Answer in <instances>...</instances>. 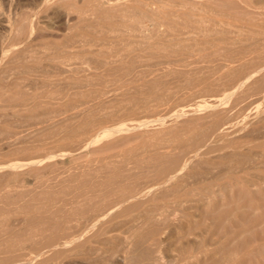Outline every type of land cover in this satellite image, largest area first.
<instances>
[{"label":"rangeland","instance_id":"obj_1","mask_svg":"<svg viewBox=\"0 0 264 264\" xmlns=\"http://www.w3.org/2000/svg\"><path fill=\"white\" fill-rule=\"evenodd\" d=\"M259 26L264 0H0V264H264Z\"/></svg>","mask_w":264,"mask_h":264},{"label":"bare ground","instance_id":"obj_2","mask_svg":"<svg viewBox=\"0 0 264 264\" xmlns=\"http://www.w3.org/2000/svg\"><path fill=\"white\" fill-rule=\"evenodd\" d=\"M151 6H152V5H151ZM143 15H144V14H143ZM140 16H141V18H142V14H141V12H140V14H139V17H140ZM144 16H145V15H144ZM214 16L216 17V15H213V17H214ZM215 17H214V18H215ZM137 18H138V17H137ZM137 20H138V19H137ZM157 25H158V24H157ZM132 26H133V25H132ZM144 27H145V26H144ZM230 27H231V26H230ZM131 28L133 29V27H131ZM134 29H136V28H134ZM134 29H133V30H134ZM247 29H248V28H247ZM257 29H258L259 32L264 33V26H259ZM147 30H148V29H147ZM226 30H227V29H226ZM229 30H230V29H229ZM252 30H253V29H252ZM236 31H237V30H236ZM245 31H246V30H245ZM255 31H256V30H255ZM226 32H227V31H226ZM228 33H229V32H228ZM242 33H243V31H242ZM236 34H237V32H236ZM250 34H251V33H250ZM254 34H256V33H254ZM257 34H258V33H257ZM133 35H134V34H133ZM112 36L115 37V36H118V35L115 34V36H114V34H113ZM130 36H131V35H130ZM241 36H242V35H241ZM219 37H220V36H219ZM221 37H222V36H221ZM243 37H244V35H243ZM251 37H253V36H251ZM125 38H126V37H125ZM254 38H256V37H254ZM254 38H252V39H254ZM261 38H262V37H261ZM134 39H135V38H134ZM258 39H259V38H258ZM241 40H242V39H241ZM245 40H246V39H245ZM114 41H115V40H114ZM247 41H249V40H247ZM118 42H119V41H118ZM245 43H246V42H245ZM247 43H249V42H247ZM250 43H251V44L248 45V46H240V49L237 50V52H238V51H240V52H243V51H248V52H249V51H250V52H253L252 55H254L255 57H256V56L258 57V56H259L258 54H259V53L261 54L260 51H262V52L264 51V39H263L261 42H260V40H259V42H258L256 39H254V40H252ZM232 44H233V43H232ZM228 45H229V43H228ZM233 45H234V44H233ZM243 45H244V44H243ZM240 52H239V53H240ZM250 52H249V53H250ZM235 53H236V52H235ZM233 54H234V53H233ZM242 54H244V53H242ZM226 55H227V54H226ZM247 55H248V54H247ZM231 56H232V55H231ZM233 56H234V55H233ZM239 56H240V55H239ZM242 56H243V55H242ZM250 56H251V55H250ZM255 57H254V58H255ZM257 57H256V58H257ZM259 57H260V56H259ZM180 58H181V57H180ZM231 58H232V57H231ZM246 58H247V56H246ZM263 58H264V56H263ZM236 59H237V58H236ZM236 59H234V60H236ZM250 59H251V58H250ZM215 60H216V59H215ZM217 60H218V59H217ZM230 60H231V59H230ZM244 60H245V59H244ZM248 60H249V59H248ZM257 60H258V59H257ZM178 61H179V60H178ZM104 62H105V61H104ZM175 62H176V61H175ZM181 62H182V61H181ZM181 62H180V63H181ZM214 62H215V61H214ZM233 62H235V61H233ZM239 62H240V60H239ZM239 62H237V63H239ZM241 62H242V60H241ZM246 62H247V61H246ZM250 62H251V61H250ZM128 63H129V62H128ZM182 63H183V62H182ZM251 63H252V62H251ZM255 63H257V62H254V64H255ZM258 63H259V62H258ZM101 64H102V63H101ZM216 65H218V64L216 63ZM219 65H220V64H219ZM223 65H224V64H223ZM235 65H236V64H235ZM249 65H251V64H249ZM97 66H98V65H97ZM178 66H179V65H178ZM212 66H213V65H212ZM226 66H227V65H226ZM228 66H229V65H228ZM238 66H239V64H238ZM241 66H242V68H243V65H241ZM263 66H264V65H263L262 63H259V64L257 65L256 69H254V71H255V72H258V70L262 69ZM139 67H140V66H139ZM218 67H220V66H218ZM224 67H225V65H224ZM229 67H231V65H230ZM229 67H228L226 70L224 69V70H225V71H224V75H225V76H228V77H231V76L233 77V75H234V79H235L236 73L239 71V69H235V68L233 69V66H232L231 68H229ZM251 67H253V66L251 65ZM102 68H103V67H102ZM127 68H128V67H127ZM184 68H185V67H184ZM221 68H223V67H221ZM236 68H239V67H236ZM254 68H255V67H254ZM124 69H125V68H124ZM204 69H205V68H204ZM250 69H251V68H250ZM109 70H110V69H109ZM114 70H115V67H114ZM126 70H127V69H126ZM141 70H142V69H141ZM154 70H155V69H154ZM159 70H160V69H159ZM197 70H198V69H197ZM219 70H220V68H219ZM219 70H218V71H219ZM240 70H243V69H240ZM246 70H247V68H246ZM256 70H257V71H256ZM131 71H132V70H131ZM145 71H146V70H145ZM157 71H158V69H157ZM177 71H178V70H177ZM177 71H176V72H177ZM207 71H208V70H207ZM262 71H263V72L261 73V75H260L259 77H257V79L254 80L256 83H264V69H263ZM104 72H105V71H104ZM113 72H114V71H113ZM115 72H116V71H115ZM129 72H130V71H129ZM154 72H155V71H154ZM161 72H162V71H161ZM180 72H181V71H180ZM187 72H190V71H187ZM216 72H217V69H216L215 73H216ZM222 72H223V71H222ZM222 72H221V73H222ZM248 72H249V71H248ZM255 72H253V73H255ZM259 72H260V71H259ZM259 72H258V73H259ZM111 73H112V72H111ZM111 73L109 72V75H111ZM116 73H117V72H116ZM144 73H145V72H144ZM156 73H157V72H156ZM158 73H159V72H158ZM162 73H163V72H162ZM167 73H168V72H167ZM174 73H175V72H174ZM185 73H186V72H185ZM190 73H191V72H190ZM190 73H189V74H190ZM193 73H194V72H193ZM208 73H209V72H208ZM208 73H207V74H208ZM215 73L213 72V74H215ZM219 73H220V72H219ZM219 73L217 72L216 74H219ZM258 73H257V74H258ZM90 74H91V73H90ZM107 74H108V73H107ZM137 74H140V73L138 72ZM147 74H148V73H147ZM178 74H179V73H178ZM181 74H182V73H181ZM183 74H184V73H183ZM183 74H182V76H183ZM191 74H192V73H191ZM198 74H199V73H198ZM207 74H206V75H207ZM211 74H212V73H211ZM243 74H244V72H243ZM105 75H106V74H105ZM113 75L115 76L114 73H113ZM113 75H112V76H113ZM119 75H120V74H119ZM119 75H118V76H119ZM122 75H123V74H122ZM126 75H127V74L125 73V76H126ZM128 75H129V73H128ZM140 75H142V74H140ZM140 75H138V76H140ZM155 75H156V74H155ZM159 75H160V74H159ZM169 75H170V74H168V77H169ZM174 75H175V74H174ZM200 75H201V73H200ZM240 75H241V74H240ZM249 75H250V74H249ZM103 76H104V75H103ZM112 76H111V77H112ZM118 76H117V77H116V76L113 77V79H114V78H118ZM123 76H124V75H123ZM123 76H122V77H123ZM125 76H124V77H125ZM138 76H137V77H138ZM142 76H143V75H142ZM182 76H179V77H182ZM192 76H193V75H192ZM198 76H199V75H198ZM198 76H197V77H198ZM204 76H205V75H204ZM211 76H212V75H211ZM211 76H210V77H211ZM215 76H216V75H215ZM215 76H213V79L215 78ZM254 76H255V74H254ZM254 76H253V77H254ZM97 77H98V76H97ZM124 77H123V78H124ZM137 77H136V78H137ZM158 77H159V76H158ZM165 77H166V76H165ZM173 77H174V76H173ZM193 77H194V76H193ZM197 77H196V79H197ZM200 77H201V76H200ZM216 77H218V75H217ZM219 77L221 78V75H219ZM236 77H237V76H236ZM251 77H252V76H251ZM74 78H75V77H74ZM74 78H73V79H74ZM83 78H84V75H83ZM83 78H82V79H83ZM85 78H86V77H85ZM95 78H96V77H95ZM95 78H94V79H95ZM100 78H102V77H100ZM106 78H107V77H106ZM119 78H120V77H119ZM130 78H131V77H130ZM202 78H203V77H202ZM226 78H227V77H226ZM238 78H239V77H238ZM242 78H243V77H242ZM244 78H245V77H244ZM244 78H243V81H244ZM79 79H80V78H79ZM89 79H90V77H89ZM91 79H93V78H91ZM97 79H98V78H97ZM108 79H109V78H108ZM139 79H140V78H139ZM175 79H176V78H175ZM192 79H193V78H192ZM203 79H204V78H203ZM207 79H208V78H207ZM210 79H212V77H211ZM230 79H232V78H230ZM234 79H233V80H234ZM249 79H250V78H249ZM77 80H78V79H77ZM101 80H103V78H102ZM104 80H105V79H104ZM110 80H112V79H110ZM114 80H116V79H114ZM117 80H120V79H117ZM117 80H116V81H117ZM121 80H122V78H121ZM121 80H120V81H121ZM128 80H129V78H128ZM166 80H167V78H166ZM169 80H170V77H169ZM222 80H224V79H222ZM227 80H228V79H227ZM247 80H248V79H247ZM85 81H86V80H85ZM89 81H90V80H89ZM92 81H93V80H92ZM96 81H97V80H96ZM108 81H109V80H108ZM120 81H119V83H120ZM134 81H135V80H134ZM134 81H132V82L135 83L136 81H135V82H134ZM171 81H173V80H171ZM205 81H207V80H205ZM216 81H218L217 78H216ZM79 82H80V81H79ZM104 82H106V81H103V83H104ZM109 82H110V81H109ZM121 82H122V81H121ZM132 82H131V83H132ZM167 82H168V80H167ZM177 82H178V81H177ZM188 82H189V81H188ZM195 82H196V81H195ZM203 82H204V81H203ZM203 82H202V84H204ZM212 82H213V81H212ZM214 82H215V81H214ZM221 82H222V81H221ZM229 82H230V81H229ZM71 83H72V82H71ZM75 83H76V82H75ZM87 83H88V80H87ZM90 83H91V84H90ZM90 83H89V84L92 85V82H91V81H90ZM94 83H95V82H93V86H94V85L98 86V85H97L98 83H97V84H94ZM106 83L109 84L108 82H106ZM111 83H112V84H110V86H111V85H112V86H115V85H113V82H111ZM115 83H116V85H117V82H115ZM124 83H125V82H124ZM210 83H211V82H210ZM223 83H225V82H223ZM227 83H228V82H227ZM69 84H70V83H69ZM77 84H78V83H77ZM77 84H76V85H77ZM79 84L82 85L81 83H79ZM89 84H88V85H89ZM100 84H101V81H100ZM128 84H129V83H128ZM184 84H185V82H184ZM195 84H196V83H195ZM202 84H201V85H202ZM206 84H207V83H206ZM216 84H218V83L216 82ZM216 84H215V85H216ZM221 84H222V83H221ZM242 84H243V83H242ZM86 85H87V84H86ZM102 85H104V84H102ZM105 85H106V84H105ZM125 85H126V84H125ZM129 85H130V84H129ZM171 85H172V84H171ZM171 85H170V86H171ZM186 85H187V84H186ZM186 85H184V86H186ZM211 85H212V84H211ZM219 85H220V84H219ZM226 85H227V84H226ZM238 85H239V82H236V83L230 84V86H228V88H230V90H232V89H234L236 86H237V88L240 87V86H238ZM245 85H246V84H245ZM70 86L72 87V89H74L72 85H70ZM82 86H83V85H82ZM84 86H85V85H84ZM99 86H101V85H99ZM108 86H109V85H108ZM108 86H107V87H108ZM118 86H119V85H118ZM122 86H123V85H122ZM149 86H150V85H149ZM184 86H183V87H184ZM202 86H203V85H202ZM212 86H213V85H212ZM241 86H242V85H241ZM17 87H18V86H17ZM66 87H67V86H66ZM74 87H75V86H74ZM86 87H87V86H86ZM89 87H90V89H91V86H89ZM89 87H88V88H89ZM101 87H102V86H101ZM107 87H104V86H103L101 90L103 91V90H104L103 88L106 89ZM124 87H125V86H124ZM147 87H148V86H147ZM200 87H201V86H200ZM203 87H204V86H203ZM203 87H202V88H203ZM222 87H223V86H222ZM242 87H243V86H242ZM242 87H241V89H242ZM248 87H249V86H248ZM67 88H68V87H67ZM75 88L78 89V87H75ZM178 88H179V86H178ZM206 88H207V87H206ZM211 88H213V87H211ZM249 88H250V87H249ZM51 89H52V88H51ZM64 89H65V88H64ZM70 89H71V88H70ZM93 89H94V88H93ZM93 89H91L92 92L94 91ZM97 89H98V88H97ZM107 89H108V88H107ZM109 89H110V88H109ZM116 89H117V91H118V88H117V87H116ZM116 89L114 90V93L117 92ZM122 89H124V88H122ZM122 89H121V90H122ZM172 89H173V88H172ZM187 89H188V87H187ZM207 89H209V88H207ZM220 89H221V88H220ZM220 89H219V90H220ZM67 90L69 91V88H68ZM67 90H66V91H67ZM74 90H75V89H74ZM85 90H86V89H85ZM101 90H100V91H101ZM121 90L119 89L120 92H121ZM175 90H176V89H175ZM180 90H181V89H180ZM182 90H183V88H182ZM226 90H227V89H226ZM87 91H88V90H87ZM102 91H101V92H102ZM106 91H107V90H106ZM110 91H111V90H110ZM110 91H108V92H110ZM122 91H124V90H122ZM125 91H126V89H125ZM147 91H148V90H146V93H149V91L151 92V88L149 89L148 92H147ZM176 91H177V90H176ZM176 91H175V92H176ZM211 91H212V90H211ZM211 91H210V92H211ZM214 91H215V89L212 91V93H214ZM234 91H236V90H234ZM234 91H233V92H234ZM240 91H241V90H240ZM243 91H244V90H243ZM245 91H246V89H245ZM21 92H22V91H21ZM25 92H26V91H25ZM85 92H86V91H84L83 93H85ZM96 92H97V91H96ZM103 92H104V91H103ZM179 92H180V91H179ZM215 92L218 93V90H216ZM231 92H232V91H231ZM241 92H242V91H241ZM59 93H60V92H59ZM69 93H71V92L69 91ZM81 93H82V92H81ZM86 93H87V92H86ZM89 93H91V92L89 91ZM89 93H88V94H89ZM106 93H107V92H106ZM112 93H113V92H112ZM114 93H113V94H114ZM124 93H125V92H124ZM188 93H189V92H188ZM195 93H196V92H195ZM205 93H206V92H205ZM222 93H223V92H222ZM99 94H100V93H99ZM104 94H105V93H104ZM125 94H126V93H125ZM134 94H135V93H134ZM152 94H153V93H152ZM173 94H174V93H173ZM232 94H233V93H232ZM66 95H67V92H66ZM123 95H124V94H123ZM138 95H139V94H138ZM167 95H168V94H167ZM188 95H189V94H188ZM191 95H193V94H191ZM211 95H212V94H211ZM218 95H220V94H217V96H218ZM223 95H224V94H223ZM223 95H221V96H223ZM68 96H69V95H68ZM87 96H90V95H87ZM101 96H102V95H101ZM117 96H119V95H117ZM161 96H162V95H161ZM183 96H186V95H183ZM207 96H209V95H207ZM72 97H73V96H72ZM192 97H194V96H192ZM195 97H196V96H195ZM197 97H198V96H197ZM218 97H219V96H218ZM218 97H217V99H218ZM227 97H228V96H227ZM227 97H225V98H227ZM230 97H231V96H230ZM123 98H124V97H123ZM123 98L120 97V98H119L120 101H121V99H123ZM184 98H185V97H184ZM188 98H189V96H188ZM188 98H187V99H188ZM213 98H214V97H213ZM221 98H222V97H221ZM69 99H70V98H69ZM71 99H72V98H71ZM99 99H100V98H99ZM114 99H115V98H114ZM114 99H113V100L111 99V102L114 101ZM148 99H149V98H148ZM148 99H147V100H148ZM173 99H174V98H173ZM190 99H191V98H190ZM211 99H212V96H211ZM227 99H229V98H227ZM227 99H225V100L227 101ZM109 100H110V99H109ZM116 100H117V99H116ZM127 100H128V99H127ZM153 100H154V99H153ZM166 100H167V99H166ZM169 100H170V99H169ZM203 100H204V99H203ZM208 100H209V99H208ZM212 100H213V99H212ZM67 101H68V100H67ZM69 101H70V100H69ZM72 101H73V100H72ZM128 101H129V100H128ZM134 101H136V100H134ZM144 101H145V100H144ZM178 101H180L179 98H178ZM181 101H182V99H181ZM187 101H188V100H187ZM189 101H192V100H189ZM196 101H197V99H196ZM204 101H205V100H204ZM75 102H76V101H75ZM111 102H110V103H111ZM147 102H148V101H147ZM147 102H146V103H147ZM215 102H216V101H215ZM221 102H222V101H221ZM223 102H225V101H223ZM88 103H89V102H88ZM99 103H100V102H99ZM117 103H118V102H117ZM123 103H126V102H123ZM127 103H128V102H127ZM131 103H132V102H131ZM131 103H130V104H131ZM143 103H144V102H143ZM198 103H199V102H198ZM198 103H197V104H198ZM206 103H207V102H206ZM211 103H212V102H211ZM128 104H129V103H128ZM180 104H181V103H180ZM212 104H213V103H212ZM212 104H209V105L212 106ZM73 105H74V104H73ZM83 105H84V104H83ZM125 105H127V104H125ZM134 105H135V104H134ZM137 105H138V104H137ZM152 105H153V104H152ZM174 105H175V104H174ZM174 105H173V106H174ZM193 105H196L195 102H194ZM193 105H192V106H193ZM209 105H206V106H208V108H209ZM215 105H216V104H214V106H215ZM221 105H222V103H221ZM221 105L219 104V106H221ZM223 105H224V104H223ZM71 106H72V103H71ZM118 106H122V104H121V105H118ZM128 106H129V105H128ZM142 106H143V105H142ZM142 106H141V108H142ZM186 106H187V105H186ZM72 107H74V106H72ZM90 107H91V106H90ZM116 107H117V106H116ZM123 107H124V106H123ZM139 107H140V106H139ZM188 107H189V106H188ZM45 108H47V107H45ZM120 108H121V107H120ZM124 108H125V107H124ZM127 108H128V107H127ZM136 108H138V107H136ZM145 108H146V107H145ZM247 108H248V107H247ZM156 109H157V108H156ZM50 110H51V109H50ZM129 110H130V109H129ZM147 110H148V109H147ZM149 110H150V109H149ZM193 110H194V109H193ZM131 111H132V110H131ZM141 111H143V110H141ZM150 111H151V113H152V110H150ZM153 111H155V110L153 109ZM121 112H122V111H121ZM128 112H129V111H128ZM145 112H146V109H145ZM156 112H157V111H156ZM116 113H117V112H116ZM124 113H125V112H124ZM129 113H130V112H129ZM182 113H183V112H182ZM257 113H258V112H257ZM121 114H122V113H121ZM135 114H136V113H135ZM145 114H146V113H145ZM186 114H187V113H186ZM126 115H127V114H126ZM131 115H132V114H131ZM156 115H157V114H156ZM122 116H123V115H122ZM127 116H128V115H127ZM147 116H148V113H147ZM149 116H150V115H149ZM152 116H153V113H152ZM143 117H144V116H143ZM150 117H151V116H150ZM146 119H147V118H146ZM216 120H217V119H215V121H216ZM124 121H125V120H124ZM158 121H159V120H158ZM199 121L201 122L202 120H199ZM217 121H218V120H217ZM213 122H214V121H213ZM218 123H219V122H218ZM209 124H210V126L213 125V123H209ZM221 124H222V122H221ZM223 124H224V123H223ZM97 125H98V124H97ZM213 126H214V125H213ZM215 126H216V125H215ZM225 126H227V125H225ZM228 126H230V125H228ZM191 127H195V126H194V125H193V126H192V125L190 126V129H194V128H191ZM216 127H217V126H216ZM219 127L222 128L223 126H220V125H219ZM201 128H202V127H201ZM204 128H205V126H203L202 129L204 130ZM217 128H218V127H217ZM217 128H216V129H217ZM220 128H219V129H220ZM198 129H199V127L196 128L195 131H194V130H192V131L196 133V131H199ZM211 129H214V128L211 126ZM200 130H201V129H200ZM223 130H224V129H223ZM223 130H222V133L224 132ZM193 132H191V133H193ZM204 132H205V134H207V133H206V130H205ZM210 132H211V131H210ZM212 132H213V131H212ZM226 132H227V131H226ZM97 133H98V132H97ZM198 133H199V134H198ZM216 133H217V132H216ZM222 133H221V134H222ZM189 134H190V133H189ZM197 134L200 135V132H197ZM205 134H204V135H205ZM218 134H219V133H218ZM218 134H217V135L215 134V136H218ZM223 134H224V133H223ZM101 135H102V134H101ZM192 135H193V134H192ZM192 135H191V136H192ZM195 135H196V134H195ZM219 135H220V134H219ZM225 135H226V134H224L223 136H225ZM189 136H190V135H189ZM176 137H177V136H176ZM219 137H221V136H219ZM179 138H180V137L178 136V140H180ZM211 139L213 140L214 138H211ZM217 139H218V137H217ZM217 139H216V140H217ZM221 139H222V138H221ZM221 139H220V140H221ZM223 139H224V138H223ZM223 139H222V140H223ZM171 141H172V140H171ZM201 141H202V140H201ZM177 142H178V141H177ZM180 142H181V141H180ZM208 142H209V141H208ZM183 143H184V142H183ZM185 143H186V142H185ZM195 143H196V142H195ZM173 144L175 145V143H173ZM179 144H180V143H179ZM181 144H182V143H181ZM199 144H200V143H199ZM184 145H185V144H184ZM53 146H54V145H53ZM60 146H61V145H60ZM177 146H178V145H177ZM173 147H174V146H173ZM185 147H186V146H185ZM181 148H182V147H181ZM222 148H223V147H222ZM52 149H53V148H52ZM59 149H60V148H59ZM174 149H175V148H174ZM185 149H186V148H185ZM188 149H189V148H188ZM199 150H202V149L199 148ZM212 150H213V149H212ZM190 152H191V150H190ZM190 152H189V153H190ZM194 152H195V151H194ZM161 155H162V154H161ZM195 155H197V154H193V156H195ZM201 155H202V154H201ZM203 155H204V153H203ZM203 155H202V156H203ZM124 156H125V155H124ZM127 156H129V155H127ZM131 156H132V155H131ZM137 156H138V155H137ZM140 156H141V155H140ZM156 156H157V155H156ZM186 156H187V154H186ZM188 156H189V158H190L191 153L188 154ZM154 157H155V156H154ZM158 157H159V155H158ZM161 157H163V156H161ZM161 157H160V158H161ZM231 157H232V156H231ZM131 158H132V157H131ZM222 158H223V157H222ZM229 158H230V157H229ZM122 159H123V158H122ZM125 159H126V158H125ZM128 159H129V158H128ZM178 160H179V159H178ZM128 161H129V160H128ZM128 161L126 160V162H128ZM223 161H224V160H223ZM220 162H222V161H220ZM124 164H125V163H124ZM176 164H177V162H176ZM163 165H164V163H163ZM171 165H172V164H171ZM177 165H178V164H177ZM121 166H122V165H121ZM157 166H158V165H157ZM233 167H234V166H233ZM9 168H10V167H9ZM46 168H47V167H46ZM144 168H145V166H144ZM148 168H149V167H148ZM148 168H147V169H148ZM152 168H153V167H152ZM152 168L150 167V169H152ZM155 168H156V167H155ZM235 168H236V167H235ZM156 169H157V168H156ZM172 169H173V168H172ZM226 169H227V168H226ZM232 169H233V168H232ZM112 170H113V169H112ZM152 170H154V169H152ZM160 170H161V168H160ZM222 170H223V169H222ZM224 170H225V169H224ZM70 171H71V170H70ZM113 171H114V170H113ZM154 171H156V170H154ZM154 171H153V172H154ZM111 172H112V171H111ZM158 172H162V171H158ZM158 172H157V173L155 172V173L158 174ZM170 172H172V171H170ZM109 173H110V172H109ZM162 173H164V168H163V172H162ZM232 173H233V172H232ZM164 174H165V173H164ZM166 174H167V173H166ZM109 176H110L112 179H114V182H115L116 179H118V177H119V173H118L117 170H115L114 172L110 173ZM228 176H229V175H228ZM107 177H108V176H107ZM232 177H234V176H232ZM66 178H67V176H66ZM107 179H108V178H107ZM232 179L234 180V183H235V178H232ZM95 180H97V179H95ZM230 180H231V179H230ZM236 180H237V179H236ZM100 181H101V179H100ZM100 181H99V182H100ZM112 181H113V180H112ZM94 182H95V181H94ZM96 182H97V181H96ZM104 182H105V181H104ZM104 182H103V183H104ZM108 182H110V180H108ZM167 182H168V181H167ZM227 182H228V181H227ZM229 182H230V181H229ZM229 182H228V183H229ZM231 182H232V180H231ZM231 182H230V183H231ZM52 183H53V182H52ZM75 183H76V182H75ZM77 183H78V182H77ZM88 183H89V182H88ZM230 183H229V184H230ZM236 183H237V182H236ZM251 183H252V182H250L249 184H251ZM91 184H93V183L91 182ZM91 184H90V185H91ZM94 184H95V183H94ZM97 184H98V183H97ZM97 184H96V185H97ZM104 184H109V183L105 182ZM88 185H89V184H88ZM96 185H95V186H96ZM100 185H101V184H100ZM100 185H97V186L100 187ZM234 185H235V184H234ZM245 185H246V184H245ZM251 185H252V184H251ZM77 186H78V185H77ZM81 186H82V185H81ZM92 186H94V185H92ZM242 186H244V185L242 184ZM102 187H103V186H102ZM102 187H101V188H102ZM118 187H119V186H118ZM90 188H91V187H90ZM141 188H142V187H141ZM181 188H182V187H181ZM93 189H94V188H93ZM103 189H104V187H103ZM121 189H122V187H121ZM123 189H124V187H123ZM91 190H92V189H91ZM118 190H119V192H121L119 188H118ZM238 191H239V190H238ZM56 197H57V196H56ZM177 199H178V198H177ZM20 201H21V200H20ZM95 202H96V201H95ZM1 203H2V202H1ZM2 209H3V207H2ZM81 212H82V211H81ZM82 213H85V212H82ZM90 218H91V217H90ZM0 221H1V220H0ZM50 227H51V226H50ZM52 229H53V228H52ZM40 230H41V229H40ZM46 230H47V229H46ZM55 230H56V228H55ZM57 230H58V229H57ZM41 231H42V230H41ZM51 231H54V230H51ZM7 232H8V231H7ZM49 232H50V230H49ZM37 233H38V232H37ZM40 234H41V233H40ZM42 234H43V233H42ZM14 235H15V234H14ZM19 235H20V234H19ZM21 235L24 236L23 234H21ZM21 235H20V236H21ZM55 235H56V234H55ZM11 236H12V235H11ZM16 236H17V233H16ZM0 237H1V236H0ZM17 237H18V236H17ZM26 237H27V238H25V236H24V238H25L26 240H27V239H30V237H29V238H28V236H26ZM60 237H61V236H59V238H60ZM20 238H21V237H20ZM20 238H19V239H20ZM22 238H23V237H22ZM62 238H65V237L62 236ZM62 238H61V239H62ZM66 238H67V237H66ZM3 239L5 240V238H3ZM7 239H8V241H7ZM7 239H6L4 242H5V243H8V242H9L10 245H9V244L2 245V242H1V245L3 246V248L6 247V245H7V246H11V245H13V244L11 243V241H12V242L15 241V238H13L14 241H13L12 239L10 240V237L7 238ZM19 239H17V241H18ZM25 239H24V240H25ZM44 239H45V238H44ZM57 239H58V237H57ZM22 240H23V239H22ZM45 240H46V239H45ZM48 240H49V239H48ZM0 241H1V240H0ZM6 241H7V242H6ZM42 241H44V240H42ZM54 241L58 242L57 240H55V238H52V237H51V240L49 241L48 246H52V247L57 246L58 244H56ZM60 241H61V240H60ZM68 241H69V240H68ZM40 242H41V241H40ZM47 242H48V241H47ZM64 242H65V240L62 239L61 243H64ZM16 243H17V242H16ZM22 243H23V242H22ZM28 243H29V242H28ZM36 243H37V242H36ZM43 244H44V243H43ZM43 244H40V245L42 246ZM65 244H67V242H66ZM24 245H25V244H24ZM24 245H23V246H24ZM2 246H1V248H2ZM29 246H30V245H29ZM44 247H45V246H44ZM46 247H47V246H46ZM7 248H8V249H7ZM12 248H15V247H14V246L11 247V248L6 247V250H7V251H10V250L14 251V250L16 249V248H15V249H12ZM17 248H18V247H17ZM37 248H38V247H37ZM259 250H260V249H258V251H259ZM1 251H4V250L1 249ZM12 251H11V252H12ZM5 252H6V251H5ZM261 252H262V250H261ZM261 252H260V253H261ZM258 254H259V253H258ZM5 260H7V259H5ZM5 260H4V261H5ZM30 261H31V259H30ZM30 261H29V262H30Z\"/></svg>","mask_w":264,"mask_h":264}]
</instances>
